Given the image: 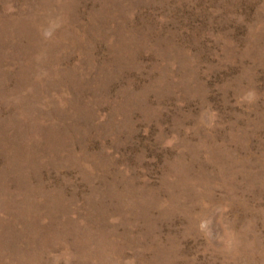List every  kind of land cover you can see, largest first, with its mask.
<instances>
[{"label": "rangeland", "instance_id": "obj_1", "mask_svg": "<svg viewBox=\"0 0 264 264\" xmlns=\"http://www.w3.org/2000/svg\"><path fill=\"white\" fill-rule=\"evenodd\" d=\"M0 264H264V0H0Z\"/></svg>", "mask_w": 264, "mask_h": 264}]
</instances>
